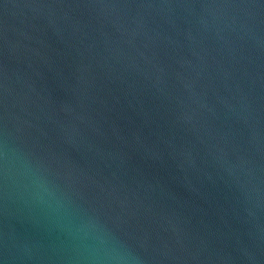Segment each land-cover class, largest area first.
<instances>
[{
    "label": "water",
    "instance_id": "obj_1",
    "mask_svg": "<svg viewBox=\"0 0 264 264\" xmlns=\"http://www.w3.org/2000/svg\"><path fill=\"white\" fill-rule=\"evenodd\" d=\"M0 264H264V0H0Z\"/></svg>",
    "mask_w": 264,
    "mask_h": 264
}]
</instances>
